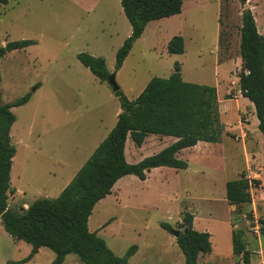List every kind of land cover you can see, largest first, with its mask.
I'll use <instances>...</instances> for the list:
<instances>
[{"label":"rangeland","instance_id":"rangeland-1","mask_svg":"<svg viewBox=\"0 0 264 264\" xmlns=\"http://www.w3.org/2000/svg\"><path fill=\"white\" fill-rule=\"evenodd\" d=\"M182 1L179 15L146 27L117 70L120 23L129 25L120 0H9L0 4V47L14 41L33 42L0 59L1 103L30 94L26 103L10 109L15 121L9 134L16 154L10 172L14 192L8 196V207L18 210L19 200L29 205L37 199L55 198L66 176L84 164L116 122L118 98L107 81L100 82L77 60L78 54L103 58L128 100L135 99L152 77L167 78L177 63L183 81L218 90L226 113L220 120L227 128L225 137L220 143H203L201 155L188 157L184 152L179 159L190 160L188 169L159 167L144 180L122 177L94 206L88 229L116 256H124L136 245L129 264H184L171 230L183 231L187 213L196 231L210 235L213 248L198 264H241L231 254L229 222L234 230L243 231L250 264H264V162L256 165L250 146L254 131L260 132L254 108L241 97L238 83L241 12L250 10L264 36V0H247L244 5L239 0ZM176 35L183 38L185 50L170 55L167 42ZM152 139L157 138L150 136L141 147L127 140L129 164L159 152V145L148 146ZM236 155L241 159L231 162L234 157H230ZM240 175L248 181L251 203L239 215L226 201L225 183ZM15 188L22 193L15 194ZM110 219L114 220L109 224ZM160 223L168 224L169 230ZM255 225L260 227L259 236L251 230ZM30 249L6 234L0 223V264L22 260ZM53 259L54 253L42 248L24 264H51ZM62 264L82 262L69 254Z\"/></svg>","mask_w":264,"mask_h":264},{"label":"trees","instance_id":"trees-1","mask_svg":"<svg viewBox=\"0 0 264 264\" xmlns=\"http://www.w3.org/2000/svg\"><path fill=\"white\" fill-rule=\"evenodd\" d=\"M8 1L0 0V4ZM246 1L239 0L241 5ZM120 6L131 33L116 52V70L122 66L147 23L180 14L182 0H120ZM240 20L242 71L238 76L239 91L241 97L251 102L257 128L264 137V36L258 32L249 9L243 8ZM32 44L30 40L9 42L0 47V59L10 51ZM166 51L168 54H183V38L173 36L167 42ZM77 60L100 82L107 81L110 73L103 58L81 53ZM174 69L167 78L152 77L133 100H128L120 90L116 91L114 95L119 100L120 112L107 136L57 197L37 199L21 210L8 207V196L13 193L10 170L15 154L9 134L15 117L10 109L26 103L30 94L9 104H2L0 97V223L12 239L31 247L26 258L6 264H24L40 248L54 253L51 264H62L69 254L76 255L82 264H129L128 258L136 252V245L119 257L96 232L89 231L87 222L95 204L109 195L117 180L126 175L144 180L153 168L185 170L186 161L177 156L182 149L198 142L218 143L223 136L216 88L185 82L177 63ZM149 135L170 136L176 141L135 164L127 163L124 157L126 139L129 137L140 147ZM225 198L239 215L240 209L251 203L248 181L244 176L225 183ZM183 223L184 228L186 224L189 227L180 233L175 243L184 264H198L199 255L211 252L210 235L192 228L190 214L183 216ZM160 226L165 230L170 228L166 223H160ZM243 235L241 229L232 230V254L240 259L241 264H250V253Z\"/></svg>","mask_w":264,"mask_h":264},{"label":"crops","instance_id":"crops-1","mask_svg":"<svg viewBox=\"0 0 264 264\" xmlns=\"http://www.w3.org/2000/svg\"><path fill=\"white\" fill-rule=\"evenodd\" d=\"M182 5H183V1H182ZM181 10H182V8H181ZM123 13V12H122ZM124 15V14H123ZM179 15V14H178ZM173 16H176V15H173ZM173 16H170V17H166V18H163V19H170V18H172ZM125 17V16H124ZM163 19H159V20H156V21H151V22H148L147 23V25H146V27L150 24V23H152V22H159L160 20H163ZM254 19H255V17H254ZM255 21V23L257 22L256 20H254ZM125 22V21H124ZM128 22V21H127ZM129 24V23H128ZM120 27H121V29H120V33H121V36L118 38L119 39V42L120 43H123V41L130 35V33H131V27H130V25H126V23H123V21L120 23ZM146 27H145V29H144V31L146 30ZM257 27V26H256ZM144 31H143V33L141 34V36H140V38L143 36V34H144ZM117 33V32H116ZM118 35V34H117ZM139 38V39H140ZM134 44V43H133ZM120 45H122V44H120ZM184 50H185V44H184ZM170 55H174V54H170ZM218 92V90L216 89V95L218 94L217 93ZM237 99V98H236ZM217 101H218V98H217ZM220 101H218V103H219ZM251 106H252V104H251ZM219 113H220V120H224L225 119V117H224V115L226 114V113H224L223 112V110H222V106H221V104L219 103ZM116 118H117V116H116ZM116 123V122H115ZM256 124H258V121L256 122ZM115 125V124H114ZM223 128H224V130L225 131H223L224 132V134H223V136L221 137V139H220V141L218 142V143H220L221 141H222V138L223 137H225V132H226V130H227V128L225 127V125H223ZM241 130V129H240ZM110 132V131H109ZM108 132V133H109ZM241 132L243 133V130H241ZM107 136V135H106ZM150 136H152V135H149V136H147L146 138H145V140H144V142L142 143V145L141 146H143V144H146V142H147V139L150 137ZM153 136H156V138L157 139H152V140H150V141H148V146L149 147H152V146H154V145H159V151H161L163 148H165L166 146H168V145H170V144H172L174 141H176V139L174 138V137H170V136H157V135H153ZM262 134L260 133H258L257 131H254V134H253V137H251V140H250V146L252 147V150H253V154H254V162L256 163V165H260L262 162H264V141H263V139H262ZM161 137L163 138V139H161ZM264 138V137H263ZM128 139H130L129 137L126 139V141H125V146H124V157H125V160H126V162L128 163V160H127V155H126V148L128 147V144H127V140ZM131 140V139H130ZM132 141V140H131ZM203 143H206V142H198L195 146H193V147H190V148H185V149H182L179 153H178V158H180V157H182L183 156V153L184 152H186L187 154H188V157L190 156V155H192V156H194V155H201V151H202V148L201 147H203ZM135 145V144H134ZM98 146V145H97ZM96 146V147H97ZM140 146V147H141ZM94 151V150H93ZM15 154H16V151H15ZM234 157V160H231V162H233V163H236V162H238V160H237V158H239V159H241V155H236V156H232V157H230V158H233ZM88 159V158H87ZM184 161H186V163H187V168L186 169H188L189 167H190V165H189V162H190V160H188V159H186L185 158V160ZM11 166H12V164H11ZM161 168V167H160ZM80 169V168H79ZM78 169V170H79ZM154 169H157V168H153V169H151L150 171H152V170H154ZM78 170H76V172L78 171ZM149 171V172H150ZM10 172H11V170H10ZM76 172H71V173H69L67 176H66V178H65V181L62 183V184H60V188L58 189V193L60 194V192L64 189V187L71 181V179L74 177V175L76 174ZM149 172L147 173V174H149ZM121 179V178H120ZM119 179V180H120ZM118 181V180H117ZM115 185V184H114ZM113 187H115V186H113ZM113 189V188H112ZM13 190V192H14V189H12ZM119 190V189H118ZM112 192H113V190H112ZM17 193H19V194H21L22 193V191L21 190H18V189H16L15 188V194H17ZM58 194V195H59ZM57 195V196H58ZM56 196V197H57ZM16 198V197H15ZM20 202H21V205L19 206V209L18 210H21V209H26L27 208V204L23 201V200H19ZM101 201V200H100ZM97 204V203H96ZM95 204V205H96ZM230 207H232V206H230ZM94 208V207H93ZM92 212V211H91ZM91 215V214H90ZM90 217V216H89ZM89 219V218H88ZM114 219H110L109 220V224H110V221L112 222ZM192 223H193V220H192ZM87 224H88V222H87ZM229 225H230V227H231V229L233 230V228H232V226H231V223L229 222ZM88 226V225H87ZM192 228L194 229V230H196L195 228H194V226H193V224H192ZM264 235V234H263ZM261 239H264V236H262V238ZM264 241V240H263ZM263 241H262V243H263ZM177 246V245H176ZM246 247V249H247V246H245ZM40 249H42V248H40ZM39 249V250H40ZM38 250V251H39ZM212 251H213V248L211 247V252L210 253H208V254H205V255H210L211 253H212ZM262 252V251H261ZM38 253V252H37ZM36 253V254H37ZM35 254V255H36ZM232 254V253H231ZM34 255V256H35ZM33 256V257H34ZM68 256V255H67ZM66 256V257H67ZM202 256H204V255H199L198 256V259H197V262H198V260L202 257ZM232 256H233V254H232ZM65 257V258H66ZM65 258H64V260H65ZM233 258H235L234 256H233ZM33 259V258H32ZM63 260V261H64Z\"/></svg>","mask_w":264,"mask_h":264},{"label":"water","instance_id":"water-1","mask_svg":"<svg viewBox=\"0 0 264 264\" xmlns=\"http://www.w3.org/2000/svg\"><path fill=\"white\" fill-rule=\"evenodd\" d=\"M107 83L109 84V86L111 87V90L113 93H115L116 91L119 90V86L117 85V83L115 82V75L113 73L109 74V77L107 78ZM189 227L188 224H186L185 228L183 229V231H179V230H171L172 235L174 236V238H178L181 232H185L187 230V228Z\"/></svg>","mask_w":264,"mask_h":264},{"label":"built area","instance_id":"built-area-1","mask_svg":"<svg viewBox=\"0 0 264 264\" xmlns=\"http://www.w3.org/2000/svg\"><path fill=\"white\" fill-rule=\"evenodd\" d=\"M260 227L255 225L254 227L251 228L252 232L255 234V236H259L260 231H259Z\"/></svg>","mask_w":264,"mask_h":264}]
</instances>
